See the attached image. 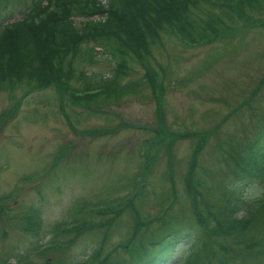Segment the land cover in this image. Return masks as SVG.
<instances>
[{
	"label": "rangeland",
	"instance_id": "rangeland-1",
	"mask_svg": "<svg viewBox=\"0 0 264 264\" xmlns=\"http://www.w3.org/2000/svg\"><path fill=\"white\" fill-rule=\"evenodd\" d=\"M259 2L260 10L242 7L250 15L246 23L205 5L229 25L210 43L185 45L178 35L162 34L149 60L161 91L152 92L143 82L133 92L98 97L89 109L78 105L62 111L52 85L31 83L25 94L24 86L0 89V264H95L86 257L103 227L91 225L109 218L102 249L119 258L123 251L117 245L127 239L135 220L128 208L114 218L117 209H105L139 191L132 182L140 181L143 162L149 166L141 175L148 194L136 193L132 200L139 220L146 219L134 241L161 235L165 226L160 221L167 222L170 214L179 227L200 235L188 226L192 217L182 175L194 162L202 199L216 213L242 183L232 178L226 153L241 148L264 126V0ZM75 66L107 76L111 63L99 56L93 64ZM143 70L133 64L122 81L140 78ZM13 104L16 110L8 112ZM246 184L242 200L264 196L259 177ZM32 209L39 220L35 235L24 227L29 215L35 220ZM78 221L90 226L81 223L77 235L65 232ZM254 226L264 238V222ZM213 238L215 248L234 246L239 239L227 233ZM188 245H178L167 264H180ZM253 248L251 255L230 264H264V253Z\"/></svg>",
	"mask_w": 264,
	"mask_h": 264
},
{
	"label": "trees",
	"instance_id": "trees-1",
	"mask_svg": "<svg viewBox=\"0 0 264 264\" xmlns=\"http://www.w3.org/2000/svg\"><path fill=\"white\" fill-rule=\"evenodd\" d=\"M209 3L219 7L220 14H235L243 23L250 15H244L242 7L260 10L257 8L259 0H105L104 3L100 0H0V89L24 86L25 94L31 83L37 87L52 85L60 108L87 106L98 97H118L135 91L143 82L152 87V92L161 91V81L155 80L156 71L149 61L152 46L159 42L162 34L178 35L185 45L210 43L218 38L229 25L205 6ZM15 16L18 19L9 22ZM99 56L111 63L107 76H102V72L88 74L82 69L76 70L77 63L93 64ZM133 64H139L144 69L143 74L123 82ZM77 80L81 84L72 83ZM16 107L13 104L8 112ZM226 154L232 164V178L242 183L231 190L233 195L232 192L228 194L216 213H211L210 205L202 199L199 190L202 180L195 173L194 162L182 175L192 217L188 226L193 225L200 235L188 227H179L175 215L170 214L167 222L160 221V226H165L161 235L134 241L146 219L139 220V212L132 200L136 193L148 194L146 180L140 176V181L132 182L139 191L134 190L125 201L105 209H117L112 218L119 210L127 208L133 213L132 231L117 245L123 253H118L119 258H113L112 251L102 249L111 228L109 218L91 225L102 226L103 230L86 259L95 264H167L178 245L186 241H189L188 250L180 264H230L238 257L244 259L245 255H251L252 247L253 250L259 248L261 253L258 255L263 254L264 238L254 231L257 227L254 225L258 220L264 222V197L243 203L241 194L248 180L259 177L264 183V126L241 148ZM148 167L145 162L140 165L141 175ZM170 172L172 175L171 168ZM171 193L174 194L173 184ZM234 208L243 210L242 217L236 219ZM31 213L35 220L29 215L24 227L35 235L39 225L38 212L32 209ZM81 223L65 232L73 231L77 235ZM83 230L81 228V233ZM226 233L239 237L235 251L234 246L217 244L218 248H215L213 236ZM71 241L72 238L64 242ZM255 254L256 251L252 253Z\"/></svg>",
	"mask_w": 264,
	"mask_h": 264
}]
</instances>
